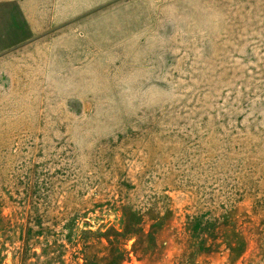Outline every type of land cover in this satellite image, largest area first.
Wrapping results in <instances>:
<instances>
[{
    "label": "rangeland",
    "instance_id": "374dc122",
    "mask_svg": "<svg viewBox=\"0 0 264 264\" xmlns=\"http://www.w3.org/2000/svg\"><path fill=\"white\" fill-rule=\"evenodd\" d=\"M17 21L0 264H264V0H115L28 41Z\"/></svg>",
    "mask_w": 264,
    "mask_h": 264
},
{
    "label": "crops",
    "instance_id": "0c3cea01",
    "mask_svg": "<svg viewBox=\"0 0 264 264\" xmlns=\"http://www.w3.org/2000/svg\"><path fill=\"white\" fill-rule=\"evenodd\" d=\"M115 0H0V57L11 55L18 46L16 40L11 42L12 33L16 36L17 19L22 29L29 35L54 30L76 18L102 8ZM16 39V38H15Z\"/></svg>",
    "mask_w": 264,
    "mask_h": 264
}]
</instances>
